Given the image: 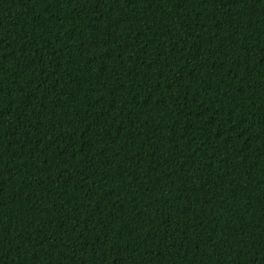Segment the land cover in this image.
I'll return each instance as SVG.
<instances>
[{
	"label": "trees",
	"instance_id": "obj_1",
	"mask_svg": "<svg viewBox=\"0 0 264 264\" xmlns=\"http://www.w3.org/2000/svg\"><path fill=\"white\" fill-rule=\"evenodd\" d=\"M0 264H264V0H0Z\"/></svg>",
	"mask_w": 264,
	"mask_h": 264
}]
</instances>
